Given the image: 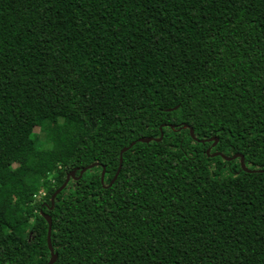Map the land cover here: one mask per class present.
Listing matches in <instances>:
<instances>
[{"label": "trees", "instance_id": "trees-1", "mask_svg": "<svg viewBox=\"0 0 264 264\" xmlns=\"http://www.w3.org/2000/svg\"><path fill=\"white\" fill-rule=\"evenodd\" d=\"M47 217L54 264H264V0H0V264Z\"/></svg>", "mask_w": 264, "mask_h": 264}, {"label": "water", "instance_id": "water-1", "mask_svg": "<svg viewBox=\"0 0 264 264\" xmlns=\"http://www.w3.org/2000/svg\"><path fill=\"white\" fill-rule=\"evenodd\" d=\"M191 132H192V131L190 130V133H191ZM139 141H141V142H148L149 139H140ZM214 141L216 142V139H215ZM133 144H134V143H131L128 147H125V148H123V149L120 151V156H119V166H118L117 172H116V174L114 175V177H113V179H112V181H111L110 184H112V183L116 180V178H117V176H118V174H119V172H120L121 164H122V154H123L124 152H126V151H127V150H128ZM236 157H239V158L241 159V162H242V157H241V156H234V158H236ZM93 166H95V165H91V166H89V167L84 168L83 170H81L80 173H79V176H81V175L83 174V172H84L86 169L92 168ZM73 175H74V172H70V173L67 175V177H66L64 183H63V184H62V185H61V186L55 191V193L52 195V197H51V202H53V201H54V198L57 196V194H59V193H60V192L66 187L69 178H70V177H73ZM103 175H104V172L101 173V182L103 181ZM47 221H48L47 245H48V249H49V251H50V260L48 261L47 264H54L55 261H56V259H57V254L54 252V250H53V248H52V246H51V241H50L51 222H50V218H49V217H47Z\"/></svg>", "mask_w": 264, "mask_h": 264}, {"label": "rangeland", "instance_id": "rangeland-1", "mask_svg": "<svg viewBox=\"0 0 264 264\" xmlns=\"http://www.w3.org/2000/svg\"><path fill=\"white\" fill-rule=\"evenodd\" d=\"M162 94H163L162 91H160V92H159V96H162ZM136 97H137V99H139V100H143V99L145 98V94L139 92V93H137ZM35 131L38 132L39 130L36 128Z\"/></svg>", "mask_w": 264, "mask_h": 264}]
</instances>
